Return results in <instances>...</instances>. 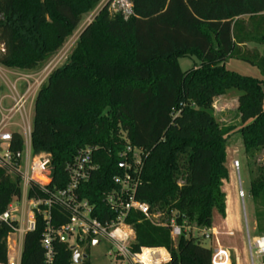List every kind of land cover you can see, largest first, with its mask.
<instances>
[{"label": "trees", "instance_id": "trees-1", "mask_svg": "<svg viewBox=\"0 0 264 264\" xmlns=\"http://www.w3.org/2000/svg\"><path fill=\"white\" fill-rule=\"evenodd\" d=\"M100 0H0V66L20 72L41 70ZM131 14H110L106 4L79 35L67 61L54 69L34 99L31 146L53 164L50 190L67 182L64 167L76 152L95 148L98 165L80 187L94 216L109 212L106 194L116 188L127 145L140 151L136 198L147 204L151 223L132 214L135 241L167 249L169 264H211V250L192 229L208 237L213 213L225 216V167L231 129L212 116L213 103L228 90L237 99L238 130L252 164L264 153V0H129ZM199 64L182 72L178 60ZM236 59L256 68L262 79L225 68ZM14 140L20 138L14 134ZM20 143H17V148ZM129 156V155H128ZM20 197L17 177L0 170V215ZM250 200L258 232H264V160L250 180ZM52 227L66 222L52 209ZM182 234L170 238V221ZM18 227L0 222V264L7 262V238ZM186 229H189L186 232ZM45 224L35 216V230L23 237L20 264H47L41 246ZM66 243L54 242L51 264H73ZM81 264H89L87 257ZM234 264V262H232Z\"/></svg>", "mask_w": 264, "mask_h": 264}, {"label": "built area", "instance_id": "built-area-1", "mask_svg": "<svg viewBox=\"0 0 264 264\" xmlns=\"http://www.w3.org/2000/svg\"><path fill=\"white\" fill-rule=\"evenodd\" d=\"M115 1L121 13L127 16L131 14L129 0ZM44 80L37 82L34 99ZM12 91L14 95L11 97L10 105L7 108H0V170L6 175L18 178L20 197L12 200L8 209L0 215V222L15 221L12 216L13 201L21 200L24 204L23 215H26L27 219L24 228L17 227L9 236L18 232L21 239L27 232L34 231L37 214L42 216L45 224L41 246L47 264L53 261L54 242L57 239L66 243L73 253L76 248L71 247L70 243L78 246L84 242H92L94 245L106 240L111 245L110 255L124 259L128 264H169L170 253L163 247H142L138 251H132L135 234L132 224L129 223L130 216L139 214L151 223L157 220L156 216L150 215L147 204L136 198L140 184V151L126 146L122 156L123 174L113 178L116 188L104 197L109 212L98 219L94 216L93 206L81 197L80 192V187L87 184L98 170L94 160L95 148L86 147L78 150L64 167L66 185L62 189L50 190L48 187L52 182L53 173L51 155L46 152L34 153L31 146L32 125L26 112L27 98L31 91L26 90L22 94H18L14 88ZM17 116L20 119L18 124L15 122ZM14 134L19 136V142L14 140ZM17 143H20L18 148ZM233 167L238 171V162H234ZM238 197L239 199L244 197L241 189L238 190ZM53 208H60L66 216V222L56 230L51 225ZM169 229L171 240L173 242L178 240L182 230L174 220L170 221ZM188 231L189 229H186V232ZM246 234L249 264H255L254 259L259 260V264H264V235L251 239L249 234ZM62 237L66 238L64 242ZM8 241L6 264H16L15 252ZM229 260V254L225 249L216 247L211 251V264H229Z\"/></svg>", "mask_w": 264, "mask_h": 264}, {"label": "rangeland", "instance_id": "rangeland-1", "mask_svg": "<svg viewBox=\"0 0 264 264\" xmlns=\"http://www.w3.org/2000/svg\"><path fill=\"white\" fill-rule=\"evenodd\" d=\"M109 4L108 11L110 14H117L120 12L119 7L115 0H100L99 3L93 8L92 11L82 16L81 21L77 28L73 31L69 38L65 40L62 47L55 54V56L39 71L27 73L28 77H20L6 72L3 67L0 66V101L7 107L11 103V97L14 95L12 89L14 88L18 94L24 93L26 90H30L31 94L28 96L26 105V112L29 114L30 122H33V106H34V95L36 90L37 82L44 80V83L54 69L61 67L69 58L72 50L75 48L78 41L79 35L82 30L88 26L102 8ZM250 46L254 44H249ZM247 48V47H245ZM179 67L182 72L187 71L190 68L198 66L199 62L195 57H187L178 60ZM225 68L229 71L235 72L239 75L262 79L261 73L258 69L248 65L247 63L241 62L236 59H228L225 62ZM10 70V69H9ZM12 71V69H11ZM44 71V72H43ZM17 73V72H16ZM42 75V76H39ZM35 91V92H34ZM241 92L235 89L228 90L224 95L219 96L213 103V110L210 111L212 116L219 122L224 129H231V131L238 130L240 121L237 115V99ZM9 102V103H8ZM4 107V108H7ZM15 122L20 123V119L17 116ZM230 134L227 143V158L225 167L227 168V179L224 181V191L226 195L234 198L238 202L239 212L241 216V223L238 227L234 228V236L227 238L230 246L232 247L231 252L233 260L236 257V264H249L247 245H246V233L249 237L264 235V232H258L255 225L252 226L251 218L254 217V205L249 197L250 192V180L256 174V169L264 160V153L261 152L257 156L255 164L249 161L245 155L240 136L235 133ZM234 162H238V171L233 167ZM241 189L243 192V199H239L238 190ZM14 210L12 216L18 224L19 229L24 228L26 223V215H23L24 204L22 200L13 201ZM158 216H156V219ZM156 222V221H154ZM219 230L223 231V227L219 224ZM209 232H207L208 234ZM204 232L196 231L192 229L191 235L201 239V245L205 249L213 251L215 249V242L213 237L209 235L204 237ZM19 238V233L16 232L8 238ZM8 241V240H7ZM177 240L174 241L176 244ZM222 244H224L222 242ZM71 247H75L82 256H86L89 264H128L126 260L121 258H115L111 253V245L106 240H101L99 244L93 245L92 242H84L76 246L74 243H70ZM264 260V259H263ZM82 260H79L77 264H81ZM255 264H259V260L254 259Z\"/></svg>", "mask_w": 264, "mask_h": 264}, {"label": "crops", "instance_id": "crops-1", "mask_svg": "<svg viewBox=\"0 0 264 264\" xmlns=\"http://www.w3.org/2000/svg\"><path fill=\"white\" fill-rule=\"evenodd\" d=\"M245 47H247L248 50L256 49L260 55L263 54L264 52V46H257V45H252L250 46L249 44H246ZM6 69V68H4ZM6 72L10 74H15L17 76H22V77H28L27 73L29 72H20L17 70H9L6 69ZM17 72V73H16ZM44 72V71H43ZM49 75V74H48ZM42 76V75H39ZM38 92V91H37ZM2 101V100H1ZM0 101V108L7 107L6 105H3V103ZM9 103V102H8ZM227 158V157H226ZM224 183L222 186V191L225 194V216L221 217L219 214L216 212L213 213V221H212V228L209 231V235L213 237V240L215 242V248H223L225 249L228 254H229V264H236V257L233 260V255L231 252L232 247L229 244V241L227 238L233 237L234 236V228L238 227L241 223V216L239 212V207H238V202L234 198L229 197V195H226V192L224 191ZM251 223L252 226L255 225L254 217L252 216L251 218ZM221 225L223 227V231L218 229V225ZM13 237V235H12ZM8 243L12 244V250L15 252V263L20 264V259H21V252H22V243H23V238H10L8 239ZM222 242L224 244H222Z\"/></svg>", "mask_w": 264, "mask_h": 264}, {"label": "water", "instance_id": "water-1", "mask_svg": "<svg viewBox=\"0 0 264 264\" xmlns=\"http://www.w3.org/2000/svg\"><path fill=\"white\" fill-rule=\"evenodd\" d=\"M120 168L123 169V163H120ZM66 240L65 237H62V241L64 242ZM97 245V244H94ZM73 250V248H72ZM86 256H81L80 253L78 251H74L73 256H72V262L73 264H77L79 259H85Z\"/></svg>", "mask_w": 264, "mask_h": 264}]
</instances>
